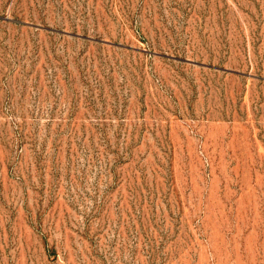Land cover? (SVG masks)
<instances>
[{"label":"rangeland","instance_id":"obj_1","mask_svg":"<svg viewBox=\"0 0 264 264\" xmlns=\"http://www.w3.org/2000/svg\"><path fill=\"white\" fill-rule=\"evenodd\" d=\"M0 264H264V0H0Z\"/></svg>","mask_w":264,"mask_h":264}]
</instances>
